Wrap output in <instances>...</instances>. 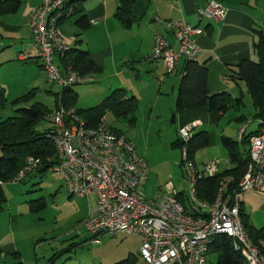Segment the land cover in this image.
<instances>
[{
    "label": "built area",
    "instance_id": "1",
    "mask_svg": "<svg viewBox=\"0 0 264 264\" xmlns=\"http://www.w3.org/2000/svg\"><path fill=\"white\" fill-rule=\"evenodd\" d=\"M66 7L67 0H40L30 19L33 45L39 50L42 71L51 83L63 88L94 80L90 74L63 68L56 60L71 47L58 24ZM197 11L201 20L220 21L227 15V8L218 0H208ZM156 20L173 29L177 48L158 32L152 58L164 63L166 75H173L178 70L180 57L196 60L200 46L195 37L204 30L184 21L163 20L159 16ZM29 58L26 52L19 53V59ZM51 122L47 136L55 151L47 160L57 162L58 172L71 196L96 197V207L90 209L85 220L87 230L93 234V243L101 244L105 233L138 236L140 254L146 264H208L211 244L217 236L226 235L241 253L243 264H264V236L254 241L241 215L242 195L250 190L264 191V120L250 138V162L237 191L229 192L234 177L223 176L212 201L200 198L197 186L199 179L219 173L217 161L209 160L197 166L189 158L192 132L202 122L194 120L180 126L181 165L189 185L186 202L179 199V191L170 181L160 199H149L144 194L148 162L136 144L112 127L105 116L96 127H88L76 107L61 104L53 110ZM246 126L241 127L240 134L245 133ZM42 163L40 157L27 156L12 181L25 179Z\"/></svg>",
    "mask_w": 264,
    "mask_h": 264
},
{
    "label": "crops",
    "instance_id": "2",
    "mask_svg": "<svg viewBox=\"0 0 264 264\" xmlns=\"http://www.w3.org/2000/svg\"><path fill=\"white\" fill-rule=\"evenodd\" d=\"M207 1L136 0L133 6L136 21L131 27L125 28L115 17L118 7L117 0H83L80 7L90 19L91 26L77 36L78 32L75 41L81 40L77 42V47L88 50L94 64L99 68L96 73L90 75L93 76L95 81L99 82L93 90L95 94L100 96V102L114 89L125 88L130 95L137 97L140 105V94L143 92V87L150 91L158 92L159 95L175 94L177 102L178 90L186 70L187 59L185 56L180 57L177 63V72L168 76L166 75L164 63L161 60L152 58L154 37L158 32L163 33L177 48L173 29L167 28L164 22L157 21V16L163 20L184 21L204 30L203 33L195 37L200 46L196 62L205 64L208 67L207 86L211 93L226 91L235 98L242 97L243 101L247 93L250 96L246 83L238 77V70L244 60H259L254 45L259 38L257 31H264V0H218L227 8L225 19L220 21L200 19L197 10ZM20 2L19 9L16 12H12L17 14L22 11L20 19L12 21L0 19V25L3 29L12 33V35H7L8 38L27 41L20 42L12 47L15 48L18 57L19 52L24 49L30 58L22 61L25 63H36L41 70V59L38 57L39 50L33 45V34L30 25L31 14L40 5V0H30L24 8H21L22 0ZM73 7H70L68 18L73 17L78 29L76 20L81 13H74ZM22 31L23 33H21ZM70 46L72 45L70 44ZM56 60L58 62V58ZM2 62L5 63L4 61ZM30 86L33 85H28L27 87L30 88ZM159 99L156 100L154 106L159 104ZM244 106L245 103L239 108L231 107L224 113L209 110L204 106L182 113L176 110L177 114L173 115L172 121L177 123V134L181 125L194 120H201L202 124L192 134L200 131L207 133L208 143L197 150L193 158L197 166H202L209 160L217 161L219 172L228 171L236 166L232 162L227 148L223 145V136L233 139L237 143L241 155L246 156V150H250L251 136L247 141L245 138L255 134L261 128L262 121L255 116L257 110L252 102L253 108L251 110L257 122L256 124L253 120L247 122V117L243 110ZM246 108L250 109V105ZM138 110L139 106L132 121L133 125H136L138 120ZM104 116L107 119L106 114ZM245 124H247L246 130L244 135H242L240 134V129ZM110 125L118 129L119 132L124 133L122 129L112 124ZM126 136L129 137L128 135ZM179 137L178 134L177 139L172 142L173 146L180 147L178 143H175ZM132 141L136 144L138 152L144 157L139 151L138 144L134 140ZM221 156L226 161L227 165L225 168H221ZM197 157L202 158L201 162L197 161ZM150 174L151 169L149 166V175L143 186V192L148 184ZM166 184L162 186V191L156 194L155 199H160L165 193ZM175 188L177 187L175 186ZM178 191L183 194V200L186 202L188 192L184 190ZM91 197L95 196L92 195ZM91 197H89L88 201H90ZM0 246L3 250V254L0 257V260H4L3 264H8L7 254L13 257L15 260L14 264L20 261L24 264L22 251L15 239L7 242L2 240L0 241ZM15 254H18V257Z\"/></svg>",
    "mask_w": 264,
    "mask_h": 264
},
{
    "label": "rangeland",
    "instance_id": "3",
    "mask_svg": "<svg viewBox=\"0 0 264 264\" xmlns=\"http://www.w3.org/2000/svg\"><path fill=\"white\" fill-rule=\"evenodd\" d=\"M29 1L22 0L21 8L27 6ZM21 15L22 11L17 14L8 13L0 19L19 20ZM59 27L67 42L77 48L75 39L79 31L73 17L63 21ZM7 35L12 33L0 25V90L5 93L7 99L6 104L0 106V120L16 115V108L21 104L16 106L14 100L32 88H38V91L27 105L39 101L53 111L56 108V94H60L63 87L51 83L36 63H25L19 59L12 46L27 41L12 40ZM21 52L26 51L22 49ZM98 84L99 82L94 80L73 86L79 95L76 102L78 109L88 108L100 102V96L93 90ZM28 85L33 86L28 88ZM140 95L136 125H133L129 118H117L110 112L106 114L107 120L134 140L139 146V151L147 159L151 174L144 192L149 199L160 193L162 186L169 181L174 183L177 190L188 192V181L181 166L182 150L172 145L179 134L177 123L172 121L173 115L177 114L176 95H159L158 92L145 87ZM158 98L159 104L154 106ZM244 103L243 110L247 122L253 120L256 124L251 110L252 100L248 93ZM249 105L250 109H247ZM51 124L50 114L37 123L36 129L44 131L51 127ZM221 157V168H225L226 161ZM201 159L197 157L198 162H201ZM3 190L7 201L0 214V241L15 239L22 251L24 264H52L54 255L67 247L71 249L64 253L57 263L65 261V264H116L130 257L127 263L146 264L140 254L141 239L138 236H110L105 233L101 236V244L92 242L93 234L86 229L85 220L90 209H95L96 198L91 197L88 201L86 197L71 196L57 165L44 173L35 171L22 181L5 182ZM242 199L251 223L257 228L264 227V193L250 190L242 195ZM42 202L43 205L40 204ZM68 256L70 258L66 260ZM217 256L216 253H210L208 264H215ZM7 257V263L14 264L13 257L10 254H7ZM3 261L1 259L0 264H3Z\"/></svg>",
    "mask_w": 264,
    "mask_h": 264
},
{
    "label": "trees",
    "instance_id": "4",
    "mask_svg": "<svg viewBox=\"0 0 264 264\" xmlns=\"http://www.w3.org/2000/svg\"><path fill=\"white\" fill-rule=\"evenodd\" d=\"M83 0H67V7L64 9L62 17L59 19L60 24L63 20L69 17L70 7H73L74 13H81L76 20L80 35L83 31L91 26V21L83 9L80 7ZM118 7L115 17L123 27L129 28L136 21L133 6L136 0H117ZM20 0H0V16L16 12L20 7ZM158 21V20H157ZM160 22V21H159ZM259 34L258 41L254 47L257 51L259 60H244L238 70L239 79L243 80L251 96L254 107L256 108V117L264 120V31H257ZM81 40H77L80 42ZM59 65L63 68H73L83 75L96 73L99 68L91 59V54L86 49L79 47H70L63 56L58 57ZM208 67L205 64H199L196 60H187L186 70L181 81L178 97L176 102L177 112H185L197 107H207L212 111L224 113L231 107L239 108L244 105L242 97H233L226 91L211 93L207 86ZM38 88H32L20 98L14 100L16 106V115L5 120H0V214L4 210L7 201L3 190V183L12 181V179L23 168L27 156L40 157L43 161L42 165L36 168L35 171L44 173L54 167L57 162H49L48 157L54 155V145L47 134L51 131V127L44 131L36 129L37 123L52 114L53 111L43 105L39 101H34L27 105L35 97ZM57 101L55 107L64 105L66 107H76L78 93L72 87L63 88V91L57 93ZM7 102L5 94L0 90V106H4ZM139 106L136 96L130 95L125 88H116L107 95L99 104L88 108H77L78 114L87 123L88 127H96L102 117L108 112L113 113L117 118H129L134 120V115ZM116 129V128H115ZM119 131L118 129H116ZM258 132V131H257ZM255 132V134L257 133ZM244 135V134H243ZM254 135V134H253ZM252 136L249 135L245 139ZM245 137V136H244ZM222 142L227 148L232 162L236 165L234 168L219 172L215 176L204 177L199 179L197 186V194L200 198L212 201L216 197L220 181L223 176L231 175L234 181L229 187V192L234 194L238 189V182L246 172L249 162L250 153L246 150V156H242L237 143L230 137L223 136ZM178 143L182 148V141L179 137ZM208 143V136L205 132H197L192 134L189 142V158L193 160L197 150ZM182 166V165H181ZM183 168V167H182ZM184 171V170H183ZM31 172L30 174H32ZM23 180V179H22ZM21 180V181H22ZM179 199L184 202L183 194L179 193ZM40 204H44L43 202ZM186 204V203H185ZM244 226L254 241L259 237L264 236V227L257 228L249 220V215L242 210ZM93 238V237H92ZM76 245V244H74ZM72 245V246H74ZM67 247L64 250L57 252L51 259L52 264H65V261L57 263V261L70 250ZM216 253L217 261L215 264H243V257L240 252L234 249L233 240L226 235H219L215 238L208 251ZM3 254L0 246V257ZM18 257V254H15ZM66 257L65 259H69ZM130 258V257H129ZM119 261L116 264H131L129 260ZM15 264H22L17 262Z\"/></svg>",
    "mask_w": 264,
    "mask_h": 264
}]
</instances>
